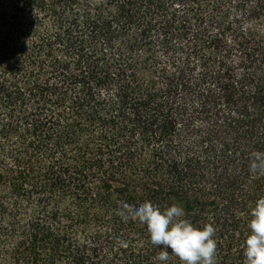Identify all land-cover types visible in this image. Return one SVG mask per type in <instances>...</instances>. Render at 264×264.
I'll use <instances>...</instances> for the list:
<instances>
[{
    "label": "trees",
    "instance_id": "1",
    "mask_svg": "<svg viewBox=\"0 0 264 264\" xmlns=\"http://www.w3.org/2000/svg\"><path fill=\"white\" fill-rule=\"evenodd\" d=\"M254 151L264 0H0L9 264H161L120 215L144 200L211 222L217 264H245Z\"/></svg>",
    "mask_w": 264,
    "mask_h": 264
},
{
    "label": "clouds",
    "instance_id": "2",
    "mask_svg": "<svg viewBox=\"0 0 264 264\" xmlns=\"http://www.w3.org/2000/svg\"><path fill=\"white\" fill-rule=\"evenodd\" d=\"M249 171L253 175H264V152L250 154ZM120 215L146 226L150 243L161 249L155 258L161 264H168L170 253L179 264H217L215 226L211 222L193 224L180 204L162 207L150 200L135 205L122 202ZM249 217L243 247L245 264H264V196L253 202ZM118 244L125 246L123 240Z\"/></svg>",
    "mask_w": 264,
    "mask_h": 264
},
{
    "label": "rangeland",
    "instance_id": "3",
    "mask_svg": "<svg viewBox=\"0 0 264 264\" xmlns=\"http://www.w3.org/2000/svg\"><path fill=\"white\" fill-rule=\"evenodd\" d=\"M11 240L6 236H0V264H9V257L5 254L8 251Z\"/></svg>",
    "mask_w": 264,
    "mask_h": 264
}]
</instances>
